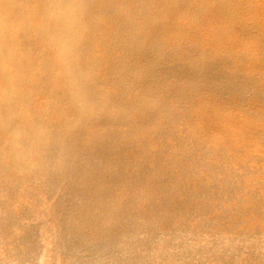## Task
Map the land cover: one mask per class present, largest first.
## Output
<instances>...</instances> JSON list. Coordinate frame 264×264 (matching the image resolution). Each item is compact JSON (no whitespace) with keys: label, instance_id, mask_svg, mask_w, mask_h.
I'll return each mask as SVG.
<instances>
[{"label":"bare ground","instance_id":"bare-ground-1","mask_svg":"<svg viewBox=\"0 0 264 264\" xmlns=\"http://www.w3.org/2000/svg\"><path fill=\"white\" fill-rule=\"evenodd\" d=\"M212 1L218 9L213 11L233 22L239 18L234 0ZM187 2L0 0V264H264V227L238 231L243 222L232 219L242 212L239 193L247 190L241 167L225 165L222 149L181 128L204 94L242 106L251 97L263 102L264 72H257L264 66L257 62L256 74L242 67L261 52L249 60L243 52L189 45L193 39L173 45L167 23L179 20L176 14ZM206 6L197 14L192 9L197 21ZM208 32L213 41L218 38L213 29ZM260 36L253 50L263 48L264 32ZM250 168L246 163L242 169ZM226 200L236 204L228 207ZM216 210L218 219L216 212L210 216Z\"/></svg>","mask_w":264,"mask_h":264},{"label":"rangeland","instance_id":"rangeland-1","mask_svg":"<svg viewBox=\"0 0 264 264\" xmlns=\"http://www.w3.org/2000/svg\"><path fill=\"white\" fill-rule=\"evenodd\" d=\"M188 2L185 4V6L183 5V9L181 8V10L179 11L181 14H180V16H178L179 14L177 13L176 14V17H177V19H179V20H181L182 22H183V24H184V26L186 25V27H183L182 26V24L180 25V23H182V22H179V20H176V18H173L172 19V21H171V23H170V21L167 23V26H168V28L167 29H169L171 32L173 31H175L174 33L172 32V34H171V32L169 31V30H166V36H167V38H168V35H167V33H169L170 32V34L171 35H169L170 37V39H171V36H172V39L171 40H169L170 42H172V44L173 45H177V46H181V45H183V44H188L189 43V41H191L192 39H193V41H191V43H189V45H191V44H196V45H200V46H202V47H204V48H207V49H209L210 51H217V52H219L218 50H220V48H221V51H224V52H228V51H231L230 53H235V55H238V54H241L242 52H243V54L244 55H248L247 56V58L249 57V55H251L250 57H253V55L255 54H257V52L259 53V52H261L262 53V55H263V59L261 60V58L259 57V56H261V53H259V56H255V57H257V58H255V57H253L252 59L256 62L255 64H254V67L253 66H251L250 67V65L252 64V63H254L253 62V60L249 57V60H250V63L248 62V60H246V61H244V62H242L243 64V68H244V71L245 72H247V73H252V74H256L255 72H257V70H258V68L261 66V67H263L264 66V45H263V48L261 47V49L259 48L260 47V44H259V47L257 48V50H253V49H256V47L254 48V45L256 46L258 43H259V41H255V39L257 40V38H258V40H260V38H259V36L260 35H262L263 34V32H264V30H263V28H264V21H263V19H264V8H262V9H260L261 7H263L264 6V1L263 0H237L238 1V3H237V1L236 0H234L235 2V6H238L237 7V11L239 10V13L238 12H236V13H238V15L240 14V16H239V18L238 19H236V20H234V22H233V20L230 18V16H226V15H223V14H219V13H217L218 11H213L214 9H215V7H216V5H214L213 3H211V2H213L212 0L209 2V1H207V0H192V2L194 1V3L196 4V2H197V4L195 5L194 3H190L191 2V0L189 1V0H187ZM199 2L200 3H202V6L203 7H205L206 5H207V3H208V7L206 6V9L207 10H210V11H213V12H215L214 14L213 13H210V11H208V12H206L207 10H205V13H202L201 14V16H199V17H201L203 20H201V18L200 19H198V21L199 20H201L200 21V23L195 19L196 17H194V16H196L195 14H194V12L197 14V13H199L200 12V10H199V8H201L202 6H200L201 4H199ZM242 2V3H241ZM204 3V4H203ZM248 3H249V6H248ZM252 3V4H251ZM189 4H190V6H192V7H190L189 6ZM191 4H194V5H191ZM239 4L241 5L242 4V6L240 7L239 6ZM244 4V5H243ZM205 5V6H204ZM209 5H210V9H208L209 8ZM247 5V7H245ZM194 6H197V7H194ZM200 6V7H199ZM214 7L213 9H212V7ZM250 6H253V7H250ZM188 7V8H187ZM256 8V7H258L257 8V10L255 9H253V8ZM185 8V9H184ZM189 9V11H187L188 13H186V10L187 9ZM217 8V7H216ZM191 9V10H190ZM192 9L194 10V12L192 11ZM198 9V10H197ZM244 9V10H243ZM248 9V10H247ZM259 9H260V11H259ZM215 10H218V9H215ZM185 11V12H184ZM243 11H246V12H243ZM182 12H184L185 14H189L190 15V17H189V15L187 16H185ZM193 14H192V13ZM241 12H242V14H241ZM248 15H247V14ZM249 13H252V15L251 14H249ZM254 13H255V15H254ZM204 14H207V15H204ZM208 14H212V15H214L215 16V14H216V16L214 17L213 16V18H211V16L209 17L208 16ZM219 14V15H218ZM258 14V15H257ZM184 15L185 16V18H184V16H183V18H182V16ZM192 15V16H191ZM204 15V16H203ZM219 16V18H222L223 17V19H219L218 18V16ZM220 15H222V17H220ZM246 15V16H245ZM254 15V16H253ZM203 16V17H202ZM243 16L245 17L244 19H243ZM250 18H249V17ZM257 18H256V17ZM180 17V18H179ZM186 17H187V19H186ZM205 17H207V18H205ZM242 17V18H241ZM253 17V18H252ZM263 17V18H262ZM167 18V17H166ZM189 18V19H188ZM192 18L193 19H195L194 20V22L192 21V22H190L191 20H192ZM208 18H209V20L211 19L212 21H208ZM216 18H218V22H215V21H217V19ZM225 18V19H224ZM228 18H230V19H228ZM262 18V19H261ZM176 21H175V20ZM207 19V20H206ZM174 20V21H173ZM187 20H190L189 22L190 23H188V24H185L186 22H188ZM220 20H221V22H220ZM227 20H229V21H227ZM231 20V21H230ZM247 20H248V22H247ZM255 20H257L256 21V24H255ZM259 20V21H258ZM178 21V22H177ZM185 21V22H184ZM197 21V22H196ZM204 21H205V23H204ZM206 21H208L207 23H206ZM237 21V22H236ZM250 21H251V24H250ZM210 22V23H209ZM229 22V23H228ZM233 22V23H232ZM257 22H258V24H257ZM261 22H263L262 23V25H259V23L261 24ZM171 25H170V24ZM178 26V28H177V26L175 25V24ZM179 23V24H178ZM192 23V24H191ZM193 23H195V25H197V26H192V27H190L191 25H194ZM196 23H198V24H196ZM203 23H204V25H205V27H204V25H203ZM214 25H213V24ZM223 23H225L224 24V26H223V24H222V26H223V29L225 28V30H223V29H221L219 26L221 25V24ZM239 23V24H238ZM248 23V24H247ZM200 24H202V25H200ZM206 24L207 25H209V26H211L212 28H210L209 26L207 27L206 26ZM220 24V25H219ZM227 24H229V25H227ZM245 24V25H244ZM255 24V25H254ZM175 25V26H174ZM180 25V26H179ZM190 25V26H189ZM217 25V26H216ZM219 25V26H218ZM225 25H227L228 27L230 26V28L227 30V26H225ZM247 25H249V26H247ZM250 25L253 27V26H255V27H253V30L255 31V32H257L258 34H260L261 32L260 31H263L259 36H258V34L257 33H255L254 31H250L249 30V27H250ZM173 26V27H172ZM190 27L191 29H192V31H190V30H188V28L187 27ZM200 27L201 29H202V31L204 30V29H206V27L209 29V30H204V32L205 31H207L206 33H202V32H200V28H198V29H200L199 31H198V35H196V33H194L195 32V30H193L194 28L197 30V27ZM221 26V27H222ZM259 27V28H257V27ZM263 26V27H262ZM177 28V31H176V29H174V28ZM182 27L183 28H185V29H187V30H184V29H182ZM216 27L217 28H219V29H216ZM262 27V28H261ZM181 28V29H180ZM172 29V30H171ZM179 29V30H178ZM212 29H213V33H212V35H214V36H212L213 37V39H215L214 37H215V35L217 34L215 31L217 30V32L218 31H222V32H220V34H217V36L216 37H218L217 39H215L214 41L212 40V38L210 39V36H209V34H211V32H208V31H212ZM216 29V30H215ZM256 29H259V30H257L256 31ZM184 30V31H183ZM226 30L229 32V33H227L226 32ZM242 30V32L240 33V36L238 35V31L240 32ZM168 31V32H167ZM181 31H183L182 32V34H181ZM185 31H187V32H185ZM194 31V32H193ZM248 31V32H247ZM232 32H235V34H236V37H237V35H238V37L236 38L235 36H233L232 38L234 39H232L231 38V36L232 35H235V34H232V35H230ZM250 32H251V34H250ZM254 32V33H253ZM178 33H179V35H178ZM183 33H186L185 35H190V34H193L192 36L190 35V36H188L187 35V37L189 38H187V37H185V38H183L185 35L183 34ZM201 35H200V34ZM219 33V32H218ZM227 33V35H224V34H226ZM248 33V34H247ZM207 36H206V35ZM242 34V35H241ZM178 36V37H176L177 38V40H176V38L174 37V36ZM180 35H181V39L183 40V42H180V43H182V44H180L179 43V41H182L181 39H179L180 38ZM182 35H184V36H182ZM202 35H205V37L204 36H202ZM220 35V36H219ZM256 35V37L253 39V38H249L250 36L251 37H254ZM193 36H194V38H193ZM196 36H200L199 38H201V36L203 37V38H206V39H199L198 37H196ZM221 36H225L224 37V39L227 41V43H229V45L231 44L232 46H229L228 47V45H225V44H227L226 43V41H225V43H224V41H222V40H220V39H223V38H219V37H221ZM190 37H192V38H190ZM198 39V40H202V41H199V44H198V40L196 39V38ZM208 37H209V39H208ZM227 37H230L231 39H228ZM261 37V36H260ZM173 38H174V40H173ZM187 38V39H186ZM243 38V39H242ZM220 41H222V42H220ZM236 39H237V41H236ZM248 39V40H247ZM250 39V40H249ZM252 39H253V41H252ZM186 40L188 41V42H186ZM203 40H207V42H204ZM208 40H212V41H209L208 42ZM217 40V41H216ZM246 40V41H245ZM173 41L175 42V43H173ZM229 41H231V43L229 42ZM237 42V44H236V42ZM201 42H203V43H205V44H203L202 45V43ZM212 42V43H211ZM213 42H215V43H213ZM244 42V43H243ZM246 42V43H245ZM248 42H249V45H248ZM253 43V42H255V43H257V44H251V43ZM210 43V44H209ZM219 43H224L223 44V46L221 45V44H219ZM240 43H242L241 45H240ZM179 44V45H178ZM213 44V45H212ZM239 44V45H238ZM219 46V45H221L220 47H217V46ZM226 47H225V46ZM233 45H238V49H237V46L235 47L234 46V51L235 52H233V49H231L232 47H233ZM253 45V46H252ZM210 46V47H209ZM240 46V47H239ZM248 46V48H246L245 49V47H247ZM252 46V47H251ZM258 46V45H257ZM211 47H214V48H216V49H214V48H211ZM227 47L229 48V50H227ZM231 47V48H230ZM243 49H242V48ZM225 48V49H224ZM252 48V49H251ZM240 49V50H239ZM245 49V50H244ZM247 49H251V50H253L254 52L255 51H257V52H251V50L250 51H248ZM237 50L238 51H241V52H237ZM246 52V50H247V54L244 52V51ZM261 50V51H260ZM253 55H252V54ZM256 60H258V61H256ZM261 61H263V63L261 62ZM235 62H237L236 60H235ZM239 62V61H238ZM247 62H248V64H247ZM257 62H259L260 63V65H259V63H257ZM241 63V61L239 62V64H237V65H241L240 64ZM247 65V66H246ZM253 65V64H252ZM257 65H259V67L257 66ZM233 66H236V63L234 64V61L232 62V67ZM245 66V67H244ZM249 66V67H248ZM247 67V68H246ZM257 69H256V68ZM246 68V69H245ZM249 68V69H248ZM250 68H252V69H256V71H254V70H252V69H250ZM260 69H261V71H260ZM264 70V67L263 68H259V70H258V72H257V74H258V76L259 75H262L263 74V70ZM249 70H251V71H249ZM249 71V72H248ZM262 72V73H260V72ZM260 73V74H259ZM263 76V75H262ZM262 76L260 77V80L261 81H264V76H263V79H262ZM262 83H264V82H262ZM261 85H263V87H264V84H261ZM262 87V88H263ZM263 90H264V88H263ZM204 96V97H203ZM203 96H201V97H203L204 98V101H203V98H201V101H200V98H198V102H200L199 103V105H198V107L193 111V113H192V118H191V116L188 118V120L186 119L185 120V122L183 123V125L181 126V128H186V126L187 127H189V128H186L187 129V132H189V133H194L193 135L195 136H197V138L199 137H201V139L202 140H204V141H206L209 145H211V146H213V147H216L218 150H221V151H223V153L227 156V158L230 160V161H233V163L232 162H229V160H226V161H223L224 162V164L225 163H227V164H225V165H228V166H230V164H231V166L233 165V167L235 168V169H239L240 167V170L239 171H241L242 173H243V176H241L242 178H241V180H240V183H241V181H243V182H245V183H243L242 182V184H244L245 186H243V188L244 187H246L247 188V190H241V192L239 193V195L238 196H240L241 194H243V196H240L239 198H243V200H242V198H241V201H242V203L240 204L241 205V207H240V205L237 203V205H235L234 206V208L235 207H240V208H238V209H241L242 210V212H244L243 214H242V212H240L239 210L237 211V212H240V214L239 215H241L240 217H238V216H235V214L233 215V218L232 219H234V217H236L237 219H238V223L240 224V220H241V222H243V225L242 224H240V226L238 225L237 226V229H238V231H244L245 229L247 230V228H248V230H250V228H263L264 227V225L261 227V225L262 224H264V219H262L261 217L262 216H264L263 214H264V205H260V207H259V205H258V202L261 200V199H263L264 197V147H263V143L262 142H264V125L262 126V124H264V121L262 122V120H264V105H262L261 106V103H263L264 104V101L263 102H261V100H259V99H257V98H255V100L257 101H254V103H251V101H253L254 100V98L253 97H251L253 100H251V98H249L245 103H244V105L242 106L236 99H231V101L230 100H225V99H221V98H216L215 96H212V95H208V94H204ZM208 96V97H207ZM210 96L212 97V98H210ZM209 98V99H208ZM37 99H38V101H37V103H39L40 104V101H41V104H42V98L41 97H39V96H37ZM36 99V100H37ZM39 99H40V101H39ZM211 99H212V102H211ZM251 100V101H250ZM250 101V102H249ZM216 102H217V105H216ZM211 103V105H209ZM246 103H251L250 105H247ZM208 104V105H207ZM218 104H219V106H218ZM254 104V106L252 107V105ZM222 105V106H221ZM225 105V106H224ZM238 105H240V106H238ZM246 105H247V107H246ZM212 106H213V108H212ZM232 106V107H231ZM259 106V107H258ZM239 107V108H238ZM245 107H246V109H245ZM254 107H256V108H254ZM261 107V108H260ZM224 108V109H223ZM229 108V109H228ZM232 108V109H231ZM255 110H254V109ZM213 109H214V111H213ZM240 109V110H239ZM244 109V110H243ZM247 109H248V111H247ZM253 109V110H252ZM256 109H257V111H256ZM259 109V110H258ZM230 110V111H229ZM235 110V112H236V114H234L235 112H233V111ZM243 110V111H242ZM249 110H251V111H249ZM261 110V111H260ZM212 111H213V114L214 115H211L210 113H212ZM221 111V112H220ZM208 112H210V113H208ZM218 112H219V114H218ZM248 112H251L250 113V115L252 114V116H248V119L250 118H252L251 120H252V122H250L251 120H248L246 117H247V115H248ZM255 112H256V115H258V116H255L254 117V114H255ZM259 112H261L260 114H259ZM262 112H263V114H262ZM232 115H231V114ZM240 113H244V114H240ZM196 114V116H194ZM202 114H204V115H202ZM218 114V115H217ZM229 114L231 115V116H229ZM239 114H240V117H239ZM218 116V117H217ZM222 118H221V117ZM232 116H233V118H232ZM262 116V117H261ZM210 117V118H209ZM235 117H236V119H235ZM237 117H239V118H237ZM259 117V121H261L262 122V124L260 125L259 124V121L257 122V118ZM193 118H195V119H193ZM198 118V119H197ZM203 120H202V119ZM207 118H208V120H207ZM212 118V119H211ZM216 118V119H215ZM217 118L218 119H220V120H217ZM232 118V119H231ZM253 118H256V119H254L253 120ZM262 118V119H261ZM193 119V120H192ZM200 119V120H199ZM241 119H242V121H241ZM261 119V120H260ZM212 120H216V121H218V122H216V121H212ZM238 120H239V122H240V124H239V122H238ZM196 121H197V123H196ZM236 121L238 122V123H236ZM208 122V123H207ZM219 122H221V124L219 123ZM223 122V123H222ZM242 122V123H241ZM245 122V123H244ZM247 122H248V125H247ZM253 122H255V124L253 123ZM201 123H202V125H201ZM210 123V124H209ZM212 123H214V124H212ZM252 123V124H251ZM196 124H197V126L198 127H196ZM205 124V125H204ZM211 124H212V126H211ZM218 124V125H217ZM238 124V125H237ZM243 124H245V125H243ZM257 124V125H256ZM186 125V126H185ZM194 125V126H193ZM220 125V126H219ZM243 125V126H242ZM251 125V127H249ZM253 125H254V127H253ZM201 126V127H200ZM202 126H203V129H201L202 128ZM210 126V127H209ZM245 126H247V127H245ZM215 127V128H214ZM218 127H220V128H218ZM236 127L238 128L237 130H236ZM240 127V128H239ZM243 127V129H241ZM258 127V128H257ZM191 128V129H190ZM195 128V130H193ZM212 128H214V129H212ZM245 128V129H244ZM251 128V130H250V132H249V129ZM254 128H257V129H255L254 130ZM261 128V129H260ZM210 129H212V131L210 130ZM248 130V132H245V131H247ZM200 131V132H198V131ZM214 130V131H213ZM222 130V131H221ZM229 130L231 131L232 130V132H229ZM260 130V131H259ZM261 130H263V131H261ZM237 131V132H236ZM245 133H244V132ZM196 132H198V133H200L199 135L196 133ZM210 133V135H209V133ZM252 132V133H251ZM260 132V133H259ZM201 133H203L202 135H201ZM230 133V134H229ZM244 133V134H243ZM247 133H249V135H253L252 137H250V136H248V135H246ZM257 133H258V135H257ZM218 136H217V135ZM216 137H215V136ZM244 135H246V136H244ZM255 135V136H254ZM260 135L262 136V137H260ZM204 138H203V137ZM214 136V137H213ZM209 137H211L210 139H209ZM218 137V138H217ZM240 137V138H239ZM243 137V138H242ZM255 139H254V138ZM259 137V138H258ZM220 138V139H219ZM229 138V139H228ZM212 139V140H211ZM216 139V140H215ZM219 139V140H218ZM231 139V140H230ZM243 139V140H242ZM245 139V140H244ZM254 141H253V140ZM257 139H259V141L261 142V144H260V142L259 141H257ZM263 139V140H262ZM221 140H223V142L221 141ZM230 140V141H229ZM248 142H247V141ZM256 140V141H255ZM262 140V141H261ZM213 141H214V143L215 144H213ZM225 141V142H224ZM245 141V142H244ZM250 141H252V142H250ZM222 142V143H221ZM230 142V143H229ZM212 143V144H211ZM216 143H217V145L218 146H216ZM224 143V144H223ZM229 143V144H228ZM260 144V145H257V144ZM221 144V145H220ZM231 144H233L234 145V147H233V145H231ZM244 145V146H243ZM253 145H255L254 146V148H253ZM226 147V148H223V147ZM246 146L248 147V151L247 150H245V149H247L246 148ZM257 146V147H256ZM260 146V147H259ZM242 147H244V148H242ZM252 147V148H251ZM234 149V151H232L233 149ZM241 149V150H240ZM250 149L252 150V153H250ZM235 151H236V153H235ZM239 151L241 152V153H239ZM253 151H256V152H253ZM243 152H245L246 154H244ZM247 152H248V154H247ZM257 152H259V154L257 153ZM256 153H257V156L255 157V155H256ZM242 154H243V157L246 159H243L242 160ZM246 155V156H245ZM232 158H231V157ZM235 156V157H234ZM253 156V157H252ZM254 157H255V159H254ZM235 158V159H234ZM240 158V159H239ZM250 158V159H249ZM252 158V159H251ZM232 159V160H231ZM236 160V161H234V160ZM242 161L241 163L239 162V161ZM249 161H253V163L252 162H250L249 163ZM255 161V162H254ZM235 163V164H234ZM240 163V164H239ZM246 163H247V166H249V168L250 167H252V168H250L251 169V171H249V172H245L242 168H243V166H246ZM249 163V164H248ZM250 164H251V166H250ZM253 164V165H252ZM257 164V165H256ZM236 166V167H235ZM232 167V168H233ZM258 169H262V170H258ZM243 170V171H242ZM256 171H258V172H256ZM245 172V173H244ZM249 173V174H248ZM258 173V174H257ZM244 174H246V177L248 178V180H247V178L246 177H244ZM250 176H252V177H250ZM254 176H256V177H254ZM246 178V179H245ZM250 178V179H249ZM263 178V179H262ZM246 181H249V184H247L248 182H246ZM255 181H257V182H255ZM259 181V182H258ZM256 183H258L259 184V186L256 184ZM262 183V184H261ZM254 184H256V186L254 185ZM261 184V185H260ZM249 186V187H248ZM250 186H251V188H252V190H250L249 191V189H250ZM254 186V187H253ZM258 186V189L256 188ZM260 188H261V190H260ZM254 192L255 194H257V195H254L253 196V193L252 192ZM256 191H257V193H256ZM262 191V192H261ZM244 192V193H243ZM246 192H251V193H246ZM261 192V196H259V193ZM248 195H249V197H248ZM248 197L249 198V200L250 201H252V199H253V201L252 202H250L249 200H248V198H246V197ZM256 196V197H255ZM250 197H252V198H250ZM258 197V198H257ZM260 197H262V198H260ZM244 198H245V201H244ZM246 199L251 203H249V202H246ZM256 199V200H255ZM258 199V200H257ZM256 202H255V201ZM227 201V200H226ZM236 201V200H235ZM235 201L233 200V201H231V200H229V201H227V202H225V201H223L222 202V204H229L228 205V207H230V203H231V206H233L234 204H236L235 203ZM258 201V202H257ZM234 202V204H232ZM247 203V204H246ZM255 203V204H254ZM257 203V204H256ZM250 204V205H249ZM254 204V205H253ZM249 205V206H248ZM252 205V206H251ZM227 206V205H226ZM262 206V207H261ZM245 207H247V208H250L251 207V209H247V208H245ZM231 208H233V207H231ZM252 208H253V210H252ZM249 210H251L252 212L251 213H249ZM261 210V211H260ZM245 211H247L248 213H246ZM215 212H216V214H215ZM260 212H262L263 214L261 215V213ZM218 213L220 214V211H214V213H212L210 216H212V217H214V214H215V217L218 219L219 217H218ZM235 213V212H234ZM247 214V215H244V214ZM253 213V214H252ZM260 213V214H259ZM251 214H252V216H254L253 217V219H252V217H251ZM254 214H259V215H254ZM237 215V214H236ZM243 215V216H242ZM249 215V216H248ZM261 216V217H260ZM232 217V216H231ZM255 217H256V221H254L255 220ZM249 218V219H248ZM261 220V222H263V223H261L259 220ZM264 218V217H263ZM236 220V219H235ZM243 220V221H242ZM250 220V221H249ZM257 220L259 221V223L257 222ZM224 222L225 221H227V220H223ZM223 221H221L222 223H223ZM228 221H230L231 222V220L229 219ZM244 221H246V222H244ZM220 222V221H219ZM255 222V223H254ZM193 223V222H192ZM261 223V224H260ZM226 225L227 224H230L229 222L228 223H225ZM247 225V226H244V225ZM255 224H256V226H255ZM257 224H259V225H257ZM224 225V224H223ZM222 225V226H223ZM226 225H224L225 227H226ZM253 225V226H252ZM220 228V227H219ZM264 229V228H263ZM262 229V230H263ZM227 231V230H226ZM264 231V230H263ZM226 234V233H225Z\"/></svg>","mask_w":264,"mask_h":264}]
</instances>
